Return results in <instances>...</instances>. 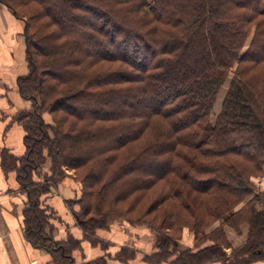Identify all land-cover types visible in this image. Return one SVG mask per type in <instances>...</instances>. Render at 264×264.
I'll return each instance as SVG.
<instances>
[{
    "label": "trees",
    "instance_id": "1",
    "mask_svg": "<svg viewBox=\"0 0 264 264\" xmlns=\"http://www.w3.org/2000/svg\"><path fill=\"white\" fill-rule=\"evenodd\" d=\"M0 2L26 23L30 67L18 87L33 108L23 121L26 152L6 162L26 193L31 244L57 253L56 264L73 262L74 247L52 240L41 206L67 168L83 186L71 205H79L73 214L85 230L104 223L118 203L129 202L131 211L162 183L145 213L167 202L161 228L195 231L221 220L211 246L184 249L178 262L264 257V190L251 181L264 174V0ZM232 67L221 110L208 124ZM47 159L50 175L35 180ZM239 221L250 236L229 261L221 253L230 246L224 227ZM168 239H160L159 260L174 250Z\"/></svg>",
    "mask_w": 264,
    "mask_h": 264
},
{
    "label": "rangeland",
    "instance_id": "2",
    "mask_svg": "<svg viewBox=\"0 0 264 264\" xmlns=\"http://www.w3.org/2000/svg\"><path fill=\"white\" fill-rule=\"evenodd\" d=\"M25 24L23 18L14 15L10 8L0 2V122L2 123L0 137L3 141L8 142L9 136H11L10 140H12L13 132L11 131V126H19L22 130V145L20 147L23 151L20 154L14 152L13 149L16 147L12 143L7 146H1L0 169L5 177L13 175L16 179L18 193L22 197V215L26 205V193L17 181L16 171L12 170L6 161L10 156L19 159L25 154L26 145L24 143L25 130L23 121L27 120L26 114L32 111L33 108L32 101L21 96L18 87L19 77L25 76L29 72L30 67L26 53ZM12 35H14L13 42L11 39ZM4 49L9 50V64L5 63L6 60L3 56L6 50ZM233 70L234 67L230 68L226 79L217 92L215 101L207 118L208 124L214 123L217 114L221 110L222 101L228 89ZM16 92L20 95L16 94ZM5 108L7 109L5 110ZM44 117L46 122H52L49 113L44 112ZM149 130L148 132H150ZM62 172V179L69 176L72 182L77 183L79 186L77 194L69 201H66L67 207L72 214L73 209L79 212V205H71V201L74 202L76 198L82 195L83 186L79 181L78 172L74 169L67 168H64ZM50 173V162L49 159H47L39 170L37 169L34 171V178L35 180L38 179L45 182L46 176L50 175ZM251 181L254 183L257 190H264V174L259 173L251 176ZM58 184L55 186L52 185L51 190L41 196V206L47 211L49 217L48 234L52 237V240L63 244L66 247L65 249L73 246L74 248L71 251V256L73 252H77L79 255L82 253L83 242L88 243L94 251L102 252L100 255H96L89 260L76 261L73 259V262L68 263L65 261L59 262V264H89L88 261H95L99 258L105 259L106 264H135L136 261L137 264H181L178 262L181 260V257L177 258L181 251H185L184 249L194 251L211 246L213 242L209 239L210 234L216 235L217 233L214 229L218 228L221 223L220 219L208 221V223L202 224L195 231L193 228H190L189 225L187 226L185 224L174 226L171 229L161 228V223L167 213L166 209L169 207L167 202L158 206L156 211L145 214L150 203L160 194L162 183H158L139 197V202L135 204L131 211L126 210V206L129 202H125V204H121V206H119V203L116 204L117 207L115 206L114 209L115 213L108 216L104 223L95 226L93 231H89L88 228L85 230L73 214L76 224L75 228L77 227L79 232L78 236L68 233L64 238L58 237V235H54L53 228L54 223H57L58 220L57 215L51 207L42 202L43 197L57 190ZM108 203L111 204L110 201H108ZM242 205L243 202H240L235 206V209L240 208ZM86 217L88 219L90 215ZM249 230L247 222L239 221V223H234L233 227L225 225L224 231L230 246L221 248V253L224 258H229V261L232 259L237 261V251L248 241L250 236ZM166 237L172 242L174 250L170 252L171 255H169L168 258L159 260L157 254L162 251V248L159 249L160 245L162 246L160 239ZM53 246H55V244ZM48 250L51 252L50 249ZM171 250L172 248H169V251ZM53 255L51 252V256L54 258L58 256L55 252H53ZM261 261H264V257L253 259L244 264H258V262ZM52 264H56L53 262V259ZM200 264H226V262L220 257H215L209 258Z\"/></svg>",
    "mask_w": 264,
    "mask_h": 264
},
{
    "label": "crops",
    "instance_id": "3",
    "mask_svg": "<svg viewBox=\"0 0 264 264\" xmlns=\"http://www.w3.org/2000/svg\"><path fill=\"white\" fill-rule=\"evenodd\" d=\"M11 39L13 42L14 35ZM4 50H6L3 56L6 60L5 63L9 64V50ZM16 94L18 93L16 92ZM11 127L12 140H10L11 136H9L8 142L3 141L0 137V147L12 143L16 147H13V151L20 154L23 152L20 147L22 145V130L17 125ZM1 130L2 123L0 122V134ZM16 184L13 175L5 177L0 169V264H52L51 252L44 247L31 244L25 236L22 225V197L18 193ZM78 187L77 183H73L72 179L66 176L59 182L54 193L42 198V202L51 207L57 215L58 220L57 223H54L53 228L54 235H58V237L64 238L68 233L77 236L79 234L77 227L75 228L74 216L66 204L67 200L69 201L77 194ZM101 253V251H94L88 243L83 242L82 253L79 255L77 252H73L72 256L76 261H84ZM258 264H264V261L258 262Z\"/></svg>",
    "mask_w": 264,
    "mask_h": 264
}]
</instances>
